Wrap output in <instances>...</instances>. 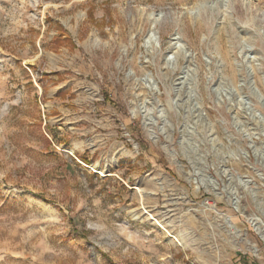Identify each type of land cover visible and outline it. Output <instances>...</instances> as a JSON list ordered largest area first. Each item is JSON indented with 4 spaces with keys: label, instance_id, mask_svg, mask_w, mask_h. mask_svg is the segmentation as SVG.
Wrapping results in <instances>:
<instances>
[{
    "label": "rangeland",
    "instance_id": "rangeland-1",
    "mask_svg": "<svg viewBox=\"0 0 264 264\" xmlns=\"http://www.w3.org/2000/svg\"><path fill=\"white\" fill-rule=\"evenodd\" d=\"M263 224L264 0H0V264H264Z\"/></svg>",
    "mask_w": 264,
    "mask_h": 264
},
{
    "label": "bare ground",
    "instance_id": "bare-ground-1",
    "mask_svg": "<svg viewBox=\"0 0 264 264\" xmlns=\"http://www.w3.org/2000/svg\"><path fill=\"white\" fill-rule=\"evenodd\" d=\"M264 226V224H263ZM263 226H256V229L258 230V232L260 233V235L262 236V238H264V227Z\"/></svg>",
    "mask_w": 264,
    "mask_h": 264
},
{
    "label": "trees",
    "instance_id": "trees-1",
    "mask_svg": "<svg viewBox=\"0 0 264 264\" xmlns=\"http://www.w3.org/2000/svg\"><path fill=\"white\" fill-rule=\"evenodd\" d=\"M60 28H61V27H60ZM60 28H59V29H60ZM64 40H66V39H62V38H60V41H64ZM69 41H70V40H69Z\"/></svg>",
    "mask_w": 264,
    "mask_h": 264
}]
</instances>
